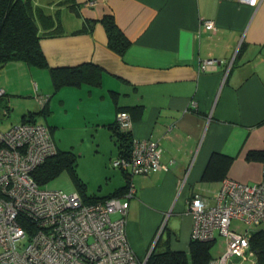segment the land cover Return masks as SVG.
I'll return each mask as SVG.
<instances>
[{
  "label": "crops",
  "instance_id": "crops-1",
  "mask_svg": "<svg viewBox=\"0 0 264 264\" xmlns=\"http://www.w3.org/2000/svg\"><path fill=\"white\" fill-rule=\"evenodd\" d=\"M54 1L56 8L68 9L73 15L67 13L60 18L61 33L40 38L46 64L15 60L0 68V89L7 94V98L0 96V119L10 115L7 99L14 93L10 79L2 72L9 64H20L18 76L26 77L27 72L26 81L34 85L42 115L28 109L17 123L33 118L34 122L46 124L56 148L75 157L77 176L87 186L78 173L79 143L73 141L61 147L55 137L61 139L59 134L64 130L77 137L85 135L87 129L82 134L72 130L73 123H78L90 132L94 128L95 133L90 134L96 143L90 141L97 147L103 136L97 137L96 131L101 128L107 131L106 139L116 145V151L110 148L107 157L117 155L109 125L114 123L117 111H127L133 137L156 139L161 162L167 166L131 179L135 195L129 201L127 214L129 243L134 253L143 258L157 228L166 220L154 248L163 251L168 245L172 250L188 252L193 225L189 198L196 191L211 203L220 187V181L200 179L212 152L232 157L225 178L253 184L264 177V160L245 157L252 149L264 151V0H257L254 6L238 0H69L79 16L68 5H60L62 0ZM32 2L44 6L41 0ZM105 14L113 15L130 41L121 54L108 44L100 21ZM84 20L94 22L91 27L86 25V30L77 31ZM205 20L213 21L216 30L205 29ZM207 58L222 62L201 71L199 63ZM81 64L98 67L99 83L54 87L51 68ZM42 97H46L44 103L40 101ZM120 173L122 179H117L114 186L107 185L103 194L86 193L95 197L113 194L126 183ZM218 235L215 233L214 243ZM218 241L215 254L210 250L208 264H218L225 248V240L219 237ZM235 263L231 259L226 264ZM242 264L252 263L244 260Z\"/></svg>",
  "mask_w": 264,
  "mask_h": 264
},
{
  "label": "built area",
  "instance_id": "built-area-1",
  "mask_svg": "<svg viewBox=\"0 0 264 264\" xmlns=\"http://www.w3.org/2000/svg\"><path fill=\"white\" fill-rule=\"evenodd\" d=\"M238 1L257 4V0ZM203 27L216 30L211 20H205ZM221 62L203 59L199 69L207 71ZM115 122L120 130H131L127 111H117ZM56 152L46 124L27 120L0 130V264H145L163 221L143 258L129 243L126 222L129 201L135 195L132 177L167 169L161 162L158 141L133 137L129 153L118 154L111 162L128 176L125 190L94 201L85 200L78 191L67 193L36 182L34 170ZM189 211L193 217L191 238L214 240L215 233L225 238L218 264L231 259L235 264L244 260L258 264L249 246L252 230L239 231L240 226L231 222L236 219L254 229L264 224V177L253 184L224 178L211 203L199 192H192Z\"/></svg>",
  "mask_w": 264,
  "mask_h": 264
},
{
  "label": "trees",
  "instance_id": "trees-1",
  "mask_svg": "<svg viewBox=\"0 0 264 264\" xmlns=\"http://www.w3.org/2000/svg\"><path fill=\"white\" fill-rule=\"evenodd\" d=\"M58 3L68 5V8L79 16L74 3H70L69 0H62ZM100 21L106 31L109 46L117 53H123L130 41L115 23L113 15L105 14ZM93 22V20H84L83 26L77 31L86 30V27H91ZM61 32L62 26L58 14L46 12L43 7L34 4L32 0H0V68L7 62L15 60L30 65L46 64L39 40L43 36ZM50 72L55 88L62 85L77 86L83 82L97 84L100 80L98 67L91 64H81L75 67H54L50 69ZM27 120L34 121L33 118H23V121ZM109 126L116 139L117 155L128 154L133 141L131 130H120L115 121ZM245 157L247 160H264V151L252 149L246 153ZM231 161L232 157L229 155L212 152L202 171L201 181H221L226 177ZM62 167L68 169L85 200L94 201L105 198L86 193L84 182L82 181V183L77 176L75 157L71 152L57 149L55 155L48 157L43 164L34 170L33 177L40 185L56 175ZM123 175L126 183L111 195H118L125 190L128 176L125 173ZM212 243L213 240L191 238L188 252L172 250L168 245L163 251H157L153 248L145 264H208ZM249 246L254 251L257 263L264 264V230H252L250 232Z\"/></svg>",
  "mask_w": 264,
  "mask_h": 264
},
{
  "label": "rangeland",
  "instance_id": "rangeland-1",
  "mask_svg": "<svg viewBox=\"0 0 264 264\" xmlns=\"http://www.w3.org/2000/svg\"><path fill=\"white\" fill-rule=\"evenodd\" d=\"M41 2L44 5L43 9H45V11L54 14L56 13L58 14L59 18H62L63 15H66L67 13H69L70 16L73 15L68 9L61 10L56 8L54 6L55 3L54 0H41ZM50 4L52 5L53 9L50 8L51 7ZM18 65L20 64H9V66L5 68V70H3L2 72V75L4 77L7 75V77L10 79V84H12V90H14V93H10L7 99L8 101L7 105L10 108L9 110L10 115L2 120L0 119V128L2 129L17 123L21 118L22 112L27 111L28 109L39 111L38 113H36L37 116L42 115V113L40 112L39 100L38 97L36 96V90L34 89V85L30 86V83L26 81V79L29 78L27 72H26V77H22L21 75L18 76V72H17L19 69ZM24 65L23 67H26ZM46 73H48V70L46 71ZM47 77L48 78H46V81H48L47 83L51 85L52 88V84L50 83L51 77H49V75H47ZM34 80H37L36 77ZM4 97L7 98V94L4 95ZM40 118L41 119L39 120L42 122V117ZM73 126L75 127H72V130L76 134H82L84 133L82 132V130L87 129L85 131V135H81L77 137L73 135L72 131L64 130L62 134L58 133L59 135H61L62 138L59 139V137L55 135L56 136L55 139L56 141L58 139L57 143L61 147L65 145L68 147L69 144H74L73 141L79 143L76 149V151L80 154V155L77 154L78 163H79L78 173L81 174L82 178L87 183V186L84 183V190L87 192H93L95 193V195L103 194L108 189L107 185L114 186L117 183V179L119 178L122 179L120 169L113 167L111 164L112 160H114L117 155L115 153H113L111 157H109V155L107 157L106 155L107 152L110 150V148L113 149V151H116L115 148L116 145L114 146L113 141L108 140L109 138L106 139L105 133L107 131L104 130L105 132H103L101 131V128H99V130L96 131V133L98 134L97 137H99V135H102L103 139L102 142L100 143L101 146L96 147V145H93L91 143L92 140L94 141V143H96L95 141L96 138L94 139V137H92V135L90 134V133H95L94 128L93 131L90 132L87 126L84 127L79 125L78 123H73ZM67 140H69L68 143ZM40 185L44 188H49V189H61L67 193L80 191L66 167H62L56 175L52 176L50 179H48L44 183H41ZM231 225L232 226L239 225L240 226L239 231L254 229V227H247L241 221L235 219H232ZM258 227L264 229V224H261ZM218 236H216L217 238L216 243L214 242L212 243L211 246L212 254H215V252L218 249L219 237L225 240L223 236L221 235L219 237Z\"/></svg>",
  "mask_w": 264,
  "mask_h": 264
},
{
  "label": "water",
  "instance_id": "water-1",
  "mask_svg": "<svg viewBox=\"0 0 264 264\" xmlns=\"http://www.w3.org/2000/svg\"><path fill=\"white\" fill-rule=\"evenodd\" d=\"M163 224H164V227H163V230L162 232L164 231V228H165V224H166V220H163ZM162 232L160 233L159 237L161 236ZM156 244V243H155ZM155 246V245H154Z\"/></svg>",
  "mask_w": 264,
  "mask_h": 264
}]
</instances>
